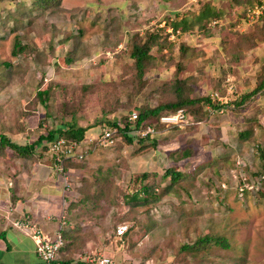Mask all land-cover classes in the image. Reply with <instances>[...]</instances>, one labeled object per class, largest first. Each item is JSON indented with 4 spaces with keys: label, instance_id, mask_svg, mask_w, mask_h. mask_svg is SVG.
Returning <instances> with one entry per match:
<instances>
[{
    "label": "rangeland",
    "instance_id": "374dc122",
    "mask_svg": "<svg viewBox=\"0 0 264 264\" xmlns=\"http://www.w3.org/2000/svg\"><path fill=\"white\" fill-rule=\"evenodd\" d=\"M17 2L30 5L32 0H0V14L14 10ZM206 5L220 10L222 18L204 20L199 29L196 17ZM263 11L264 0H62L59 7L35 11L23 22L18 35L29 49L19 57L12 55L13 21L0 28V134L23 145L72 120L59 114L65 102L82 109L75 120L83 127L95 123L103 109L115 107L108 119L131 121L140 108L155 107L171 96L169 84L176 74L194 98L231 104L222 110L208 106L202 116L183 109L186 122L173 127L159 122L158 133L149 136L157 147L141 152L137 141L129 144L120 134L112 147L90 145L100 128L85 137L84 159L66 167L68 189L58 173L64 198L61 222L72 221L78 225L73 229L89 237L73 253L78 261L106 255L116 264H191L188 254H177L179 247L191 244L196 233L214 232L226 235L231 246L216 248V260L264 264V157L258 150L264 152V92L241 108L234 105L256 88L262 74L264 40L248 49L236 44L240 35L261 26ZM182 19L193 28L174 32L172 23ZM146 32H158L163 49L152 51L157 66L136 93L128 47L136 33ZM74 49L82 58L67 65L63 56ZM90 84L110 86L90 94L82 89ZM41 90L52 92L47 104L38 97ZM143 131L139 134L145 137ZM9 154L1 157L17 156ZM48 154L41 145L31 156L41 160ZM172 167L190 178L150 210L130 211L123 198L134 193V176L155 171L166 186L169 180L163 175ZM100 186L109 195L92 200L90 194L98 196ZM120 225L132 228L124 238L116 236Z\"/></svg>",
    "mask_w": 264,
    "mask_h": 264
},
{
    "label": "trees",
    "instance_id": "16d2710c",
    "mask_svg": "<svg viewBox=\"0 0 264 264\" xmlns=\"http://www.w3.org/2000/svg\"><path fill=\"white\" fill-rule=\"evenodd\" d=\"M62 0H32L30 5H23L19 2L15 4L16 8L14 10H9L6 15L0 14V28L5 29L11 21H13L12 31L16 32L14 38V48L12 50V55L19 57L20 55L28 52L29 46L23 44L21 37L18 35L20 27L23 22L30 21L33 12H42L49 9L52 6L59 7ZM250 2L251 0H246ZM259 1V0H257ZM262 2L260 1L259 4ZM222 18V12L216 8L206 5L201 9L200 13L196 17V23L199 29H204L202 22L216 21ZM261 26H257L253 32L240 35L238 38L237 47H245L246 49L251 48L256 45L257 41L264 40V11L261 16ZM184 27V31H189L193 28L186 19H182L180 22L172 23V30L177 32L180 27ZM158 47L160 50L163 49V43L161 41V35L158 32H146L144 34L136 33L129 45L128 54L132 60L131 82L134 85L135 92L139 93L147 85L146 75L148 72L157 66V57L152 54V51ZM74 48H77L74 47ZM184 48V46H182ZM185 50V49H183ZM82 58L78 54L76 49L67 53L63 56L64 62L67 65L74 64L78 59ZM181 67L178 68L177 73L181 71ZM110 86L107 84H90L88 86H82V89L86 93H95L105 87ZM171 96L157 106H145L139 109V116L135 122H132L127 118L124 119V123L121 124L117 119H108L109 114L116 111V107L111 110H104L102 115L97 118L95 123H90L87 126H80L75 120L76 116L82 111L81 108L74 104H69L67 102L60 104L59 114L62 118H71L70 122L64 123L65 125L59 126L54 130L48 131L46 134H42L39 138L32 141L28 145L19 144L8 136L7 134L0 135V149L4 150L6 148H12L14 153L18 157H30L33 152L39 146H43L45 150H49L51 142L59 138H66L70 140H75L82 142L85 137L95 128H100L101 130L105 127L118 129V134H120L123 139L129 143L134 144L136 141L139 148L138 152H141L145 148L157 147L156 142H152L149 136L142 137L139 133L149 126L154 128L159 127L160 118L163 115L175 113L180 109H184L187 112H191L196 115H204L205 108L210 106L214 110H222L231 108V104H215L213 100L207 97H196L194 98L190 93V87L185 81L181 80L176 74L175 79L169 84ZM107 90V88L105 89ZM264 92V66L262 68V74L258 78L256 88L244 95L240 100L234 102L236 108H241L247 105L251 99H253L257 94ZM52 92L49 90H41L38 92V97L43 104H47ZM250 133V132H249ZM148 142L149 144H146ZM261 156L264 157V152L258 148ZM75 160H69L66 162V167H69ZM158 172L155 171H145L138 173L134 176L131 182V189H133V194H125L123 200L130 206V211L137 209L150 210L154 204L162 201L164 196L170 194V192L176 188L181 187L183 181L188 180L190 176L184 174L175 167L167 168L164 172L163 179L169 180V184L163 186V184L157 181ZM104 183V181H103ZM103 187V185H101ZM100 186L98 196L90 194L92 200H103L107 198L109 192L107 188H102ZM131 227H129L127 233L123 236L126 237L131 232ZM196 231V230H195ZM63 238L66 242L65 246L60 252L64 254L63 258H67V261L71 262L73 260V253L81 249L86 242L89 241L88 235L84 234L80 229H66L62 231ZM94 235V231L90 230V242ZM117 236V234H116ZM229 238L221 233H196L193 242L185 243L181 245L178 249L177 254H188L190 257L189 261L191 264H207L208 262L215 264L218 260L214 257V251L216 248H222L224 250L230 249ZM216 252V251H215ZM59 256V257H60ZM59 258L57 259V261ZM221 258L218 261L220 264H224ZM226 260V259H225ZM80 262V261H79ZM84 264V262H80Z\"/></svg>",
    "mask_w": 264,
    "mask_h": 264
},
{
    "label": "crops",
    "instance_id": "0c3cea01",
    "mask_svg": "<svg viewBox=\"0 0 264 264\" xmlns=\"http://www.w3.org/2000/svg\"><path fill=\"white\" fill-rule=\"evenodd\" d=\"M11 152L0 149V264H44L34 240L14 223L30 218L46 234H56L64 214L60 176L49 154L41 160L1 157H10ZM71 222H65L63 229L78 226ZM63 257L62 253L54 264H81L76 256L71 262Z\"/></svg>",
    "mask_w": 264,
    "mask_h": 264
},
{
    "label": "built area",
    "instance_id": "2783aa9c",
    "mask_svg": "<svg viewBox=\"0 0 264 264\" xmlns=\"http://www.w3.org/2000/svg\"><path fill=\"white\" fill-rule=\"evenodd\" d=\"M186 113L183 109L178 110L172 114L163 115L160 118V124L166 127L181 126L186 122ZM138 114L134 113L131 121H136ZM143 131V130H142ZM158 133L152 126L147 127L143 131L144 136H150ZM118 129L106 127L103 128L98 137L90 138V145L98 144L99 146L112 147L116 144V136ZM83 141H75L66 138H59L51 142L49 153L54 159L57 172L62 174L66 180L65 187H70L69 179L66 171V162L69 160L80 161L83 160L86 150ZM64 219V218H63ZM15 227L27 233L36 244L37 254L44 264H54L60 256L62 248L66 242L63 238L62 231L65 221H63L60 229L55 235L50 236L46 234L40 227L33 223L30 218H26L14 223ZM128 225H120L117 227V237L122 238L128 231ZM85 264H116L115 261L106 255H98L90 258H83Z\"/></svg>",
    "mask_w": 264,
    "mask_h": 264
}]
</instances>
